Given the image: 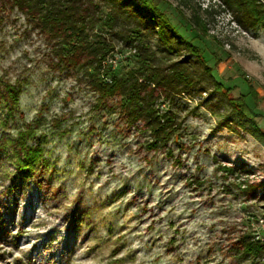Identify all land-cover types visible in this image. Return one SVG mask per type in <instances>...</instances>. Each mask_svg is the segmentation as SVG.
Returning a JSON list of instances; mask_svg holds the SVG:
<instances>
[{
  "label": "rangeland",
  "instance_id": "rangeland-1",
  "mask_svg": "<svg viewBox=\"0 0 264 264\" xmlns=\"http://www.w3.org/2000/svg\"><path fill=\"white\" fill-rule=\"evenodd\" d=\"M123 1L101 0L103 14ZM152 1L149 52L196 82L167 98L155 88L176 130L158 148L118 98L98 102L58 38L0 5V264H264V143L230 102L243 96L264 134V21L235 7L245 0ZM132 25L104 34V81L136 73ZM28 126L41 159L22 179L9 141Z\"/></svg>",
  "mask_w": 264,
  "mask_h": 264
},
{
  "label": "trees",
  "instance_id": "trees-1",
  "mask_svg": "<svg viewBox=\"0 0 264 264\" xmlns=\"http://www.w3.org/2000/svg\"><path fill=\"white\" fill-rule=\"evenodd\" d=\"M136 1L140 3L137 9L131 7V0H124L121 6L112 7L105 14L101 10V0H0V5L7 4L16 8L37 25L42 33L58 38L64 62L84 72L91 89L98 95V102L106 103L118 98L128 124L142 122L153 136L150 147L158 148L159 142L168 139L176 130L172 118L167 115L162 117L155 109V88H159L160 94L164 92V98H167V91L188 92L195 88L196 82L192 71L183 62H174L166 67L155 63L154 53L148 50L152 26L146 23L143 13L151 12L153 18L156 8L152 0ZM236 4L235 7L244 12L251 22L252 15H257L261 18L260 23H263L264 3L245 0ZM131 21L133 25L128 27V31L134 37L133 41H136L138 69L125 79L112 77L104 81L100 71L113 48L109 40L114 36L128 38L129 34L125 35L117 28ZM157 28L156 33L164 40L162 26L157 24ZM104 34H108L110 39L107 40ZM148 87L151 88L149 91ZM2 88L3 93L15 104L18 96L15 86L6 84ZM230 102L238 114L250 123L251 134L264 143V134L254 124L255 115L247 107L244 97L231 99ZM32 134L31 126H28L17 135L18 138L9 141L13 148L11 159L14 168L22 179L34 171L41 159V149L27 144ZM258 247L249 244L244 246V250L258 251Z\"/></svg>",
  "mask_w": 264,
  "mask_h": 264
}]
</instances>
